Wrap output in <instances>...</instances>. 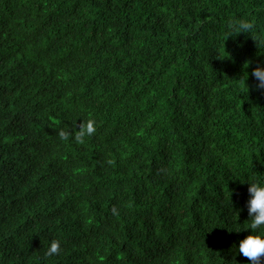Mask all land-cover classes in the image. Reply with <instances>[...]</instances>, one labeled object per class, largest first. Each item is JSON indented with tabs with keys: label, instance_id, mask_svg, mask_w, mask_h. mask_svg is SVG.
<instances>
[{
	"label": "trees",
	"instance_id": "1",
	"mask_svg": "<svg viewBox=\"0 0 264 264\" xmlns=\"http://www.w3.org/2000/svg\"><path fill=\"white\" fill-rule=\"evenodd\" d=\"M235 17L264 0H0V264H248L264 43Z\"/></svg>",
	"mask_w": 264,
	"mask_h": 264
},
{
	"label": "clouds",
	"instance_id": "2",
	"mask_svg": "<svg viewBox=\"0 0 264 264\" xmlns=\"http://www.w3.org/2000/svg\"><path fill=\"white\" fill-rule=\"evenodd\" d=\"M249 34L256 42L264 43V31H259L256 22L252 18L235 17L229 20L226 27L225 36H232L235 32ZM251 75L256 79L257 89H264V63L257 64L252 69ZM95 131L92 124H89L86 132L91 134ZM60 136H65L64 132H60ZM249 198L246 203L248 220L247 226L244 227L236 222V226L232 231L242 232L250 231V234L239 241L238 248L235 249L236 254H242L248 258V264H264V178L247 179ZM232 208V202L230 199ZM61 242L57 239L50 241L48 255L57 254L60 251ZM230 264H236L235 258Z\"/></svg>",
	"mask_w": 264,
	"mask_h": 264
}]
</instances>
